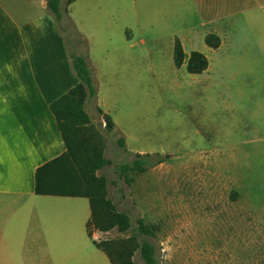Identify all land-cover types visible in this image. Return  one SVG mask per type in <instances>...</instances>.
Wrapping results in <instances>:
<instances>
[{"label": "rangeland", "instance_id": "obj_1", "mask_svg": "<svg viewBox=\"0 0 264 264\" xmlns=\"http://www.w3.org/2000/svg\"><path fill=\"white\" fill-rule=\"evenodd\" d=\"M60 8L61 34L91 65L115 124L106 130L93 101L84 107L107 160L95 173L131 221L93 239L127 237L141 218L157 227L148 238L160 264H264V0H60ZM192 51L205 61L198 72L187 69ZM136 152L160 161L123 173ZM65 252L56 264H110L86 233ZM131 259L142 263L137 252Z\"/></svg>", "mask_w": 264, "mask_h": 264}, {"label": "crops", "instance_id": "obj_2", "mask_svg": "<svg viewBox=\"0 0 264 264\" xmlns=\"http://www.w3.org/2000/svg\"><path fill=\"white\" fill-rule=\"evenodd\" d=\"M77 81L47 1L0 0V264H56L73 236L93 243L86 197L34 191L35 169L65 150L49 103Z\"/></svg>", "mask_w": 264, "mask_h": 264}, {"label": "trees", "instance_id": "obj_3", "mask_svg": "<svg viewBox=\"0 0 264 264\" xmlns=\"http://www.w3.org/2000/svg\"><path fill=\"white\" fill-rule=\"evenodd\" d=\"M47 8L53 15L57 28L61 31L62 11L60 0H46ZM74 0H66L67 5ZM70 66L78 81L67 91L49 103L57 128L61 134L65 150L58 156L39 165L34 172V191L41 195L83 196L88 199L90 216L85 227L87 235L92 232H106L115 228L125 232L131 227L129 216L118 211L106 197V178L97 175V169L106 163L103 156V139L91 126L90 115L84 108L86 100L94 97L93 69L85 56L74 51L73 47L63 38ZM182 50L179 44L174 48V63L181 64ZM196 58V62L192 60ZM200 61V63H198ZM205 67L203 57L192 51L187 62V69L198 72ZM105 122L106 130L114 129V122L109 114L99 110ZM99 120V124H100ZM123 144V138L118 139ZM154 155H157L155 153ZM151 154L136 152L129 162L121 164V171L144 172L148 167L160 161L149 157ZM156 226L147 225L141 218L136 219L132 233L127 237L94 240L95 246L103 251L111 264H137L131 257L137 252L141 264H160L155 245L148 237H154Z\"/></svg>", "mask_w": 264, "mask_h": 264}, {"label": "built area", "instance_id": "obj_4", "mask_svg": "<svg viewBox=\"0 0 264 264\" xmlns=\"http://www.w3.org/2000/svg\"><path fill=\"white\" fill-rule=\"evenodd\" d=\"M100 122H101V124L102 125H105V122H104V120L102 119V118H100ZM99 232L100 231H98V230H94L93 232H92V238H95V239H97V237H98V235H99Z\"/></svg>", "mask_w": 264, "mask_h": 264}]
</instances>
